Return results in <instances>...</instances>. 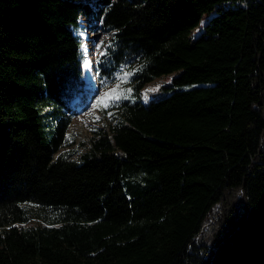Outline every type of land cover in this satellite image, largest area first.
<instances>
[{"label":"trees","instance_id":"1","mask_svg":"<svg viewBox=\"0 0 264 264\" xmlns=\"http://www.w3.org/2000/svg\"><path fill=\"white\" fill-rule=\"evenodd\" d=\"M82 18L132 85L73 160ZM0 264H264V0H0Z\"/></svg>","mask_w":264,"mask_h":264},{"label":"rangeland","instance_id":"2","mask_svg":"<svg viewBox=\"0 0 264 264\" xmlns=\"http://www.w3.org/2000/svg\"><path fill=\"white\" fill-rule=\"evenodd\" d=\"M205 21L203 19L201 23H205ZM82 24L83 27L79 33L84 39L86 82L89 88L88 104L85 110H80V113L73 118L69 126L66 145L61 150V153L73 160H77L79 155L88 149V146L83 144L87 137L93 135L98 129H105L113 125L116 115L120 113L114 105L121 99L130 98L132 85L130 82V70L122 69L117 75L115 82L105 87L100 86L95 77V64L98 57L104 52L112 34L103 29L92 31L88 28L89 22L85 18H82ZM197 34L198 30H194L192 37L197 36ZM175 75L177 73L165 75L147 84L141 94L143 102L148 103L153 99H159L171 91V89L160 90V88L172 82V78ZM117 85H119L120 98L115 101H109L107 107H97V101L106 93L116 89ZM189 87H192V85H187L184 88ZM25 207L34 215L31 222L47 224L49 218H51L50 211L43 210L37 205L25 204Z\"/></svg>","mask_w":264,"mask_h":264},{"label":"snow or ice","instance_id":"3","mask_svg":"<svg viewBox=\"0 0 264 264\" xmlns=\"http://www.w3.org/2000/svg\"><path fill=\"white\" fill-rule=\"evenodd\" d=\"M120 98L119 85L112 92L106 93L100 100L97 101V107H107L109 101H115Z\"/></svg>","mask_w":264,"mask_h":264}]
</instances>
